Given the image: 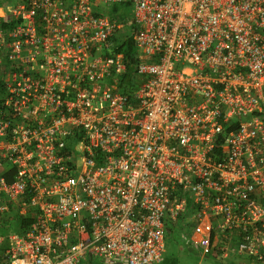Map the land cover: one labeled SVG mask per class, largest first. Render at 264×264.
Masks as SVG:
<instances>
[{"label": "built area", "instance_id": "built-area-1", "mask_svg": "<svg viewBox=\"0 0 264 264\" xmlns=\"http://www.w3.org/2000/svg\"><path fill=\"white\" fill-rule=\"evenodd\" d=\"M15 214L0 264H162L176 223L209 264H264V0H0Z\"/></svg>", "mask_w": 264, "mask_h": 264}, {"label": "trees", "instance_id": "trees-1", "mask_svg": "<svg viewBox=\"0 0 264 264\" xmlns=\"http://www.w3.org/2000/svg\"><path fill=\"white\" fill-rule=\"evenodd\" d=\"M122 5H117L113 7V11H117L121 8ZM120 51L124 55L125 62L127 64L126 72L120 76L118 89L122 94L131 95L136 89H138L140 80L137 71V64H139V59L137 56L136 47L134 45V41L129 38L125 43L119 46ZM28 221L24 218H20L17 214H15L12 219L8 220L5 225L0 228L2 233L8 234L10 232L23 234ZM170 232H172V227H170ZM244 261V264H252L248 259H228L225 262H221L220 264H240V261ZM162 264H172L170 260L165 257Z\"/></svg>", "mask_w": 264, "mask_h": 264}, {"label": "rangeland", "instance_id": "rangeland-1", "mask_svg": "<svg viewBox=\"0 0 264 264\" xmlns=\"http://www.w3.org/2000/svg\"><path fill=\"white\" fill-rule=\"evenodd\" d=\"M170 227H172V232L166 237L165 256L172 264H209L208 259L200 255V249L189 243L184 223H176ZM82 264H89V262ZM93 264L104 263L95 259Z\"/></svg>", "mask_w": 264, "mask_h": 264}]
</instances>
